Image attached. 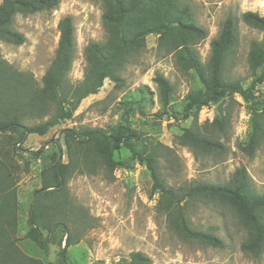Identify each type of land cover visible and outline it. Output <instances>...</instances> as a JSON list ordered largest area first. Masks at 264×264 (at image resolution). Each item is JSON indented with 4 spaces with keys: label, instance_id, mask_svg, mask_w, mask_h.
Instances as JSON below:
<instances>
[{
    "label": "trees",
    "instance_id": "16d2710c",
    "mask_svg": "<svg viewBox=\"0 0 264 264\" xmlns=\"http://www.w3.org/2000/svg\"><path fill=\"white\" fill-rule=\"evenodd\" d=\"M100 1L105 39L89 41L85 45L80 81L73 83L68 79L75 56L70 15L61 17L57 23L59 37L54 56L40 82L32 73L19 71L0 57V133L20 142L28 134L44 135L50 128L71 118L80 101L96 93L106 79L116 87L121 86V66L142 49L147 36L153 34L157 36L158 46L172 54L175 65L180 70L192 71L198 82L185 94L182 117H193L191 124L177 135L178 144L187 146L196 157L222 154L226 150L225 144L214 131L224 132L230 116L221 104L226 96L238 94L249 104V131L243 149L252 155L264 140V98L257 93V85L264 79V16L250 10L241 14L245 24L263 33L260 40L253 39L249 43L246 62L253 78L244 86L238 78H230L226 73L238 41L236 17L228 15L223 20L218 34L209 42V57L203 62L195 44L205 38L207 32L196 22L187 3L181 0ZM58 3L59 0H0V41L23 43L24 35L13 27L14 16L50 10ZM152 82L159 104L156 115L174 116L169 103L172 83L160 72L154 73ZM139 91L142 101L154 102L153 92L147 85ZM147 93L152 96L147 98ZM209 104H217V112L210 122L198 124L199 109ZM25 119L42 120L26 124ZM50 141H53L52 146L46 154L44 148L37 151L42 156L40 185L32 193L25 237L43 248L50 237L60 231L63 246L59 250V264H68L67 247L78 242L93 221L88 212L70 198L67 181L75 173L94 174L99 168L112 175L114 169L125 166L114 158V153L122 148L130 152L135 162L146 166L151 190L158 193L157 208L179 235L214 247L223 246L220 237L193 228L185 216L184 202L190 198H203L228 205L235 211L245 231L241 244L245 253L257 258L264 251V192L255 189L244 167L236 168L224 181L193 180L182 186L169 185L162 177L158 163L162 152H167L170 157V148L158 140H141V133L131 126L127 117L124 122L109 128L63 127ZM0 169V264H44L40 258L26 254L17 243V192L2 161ZM149 263L147 254L132 251L129 262L120 264Z\"/></svg>",
    "mask_w": 264,
    "mask_h": 264
},
{
    "label": "rangeland",
    "instance_id": "374dc122",
    "mask_svg": "<svg viewBox=\"0 0 264 264\" xmlns=\"http://www.w3.org/2000/svg\"><path fill=\"white\" fill-rule=\"evenodd\" d=\"M181 2L191 7L196 22L207 32L206 37L195 44L203 62L209 57L210 40L218 34L226 16L237 18L238 41L226 73L247 86L253 78L246 62L249 43L253 39L260 40L263 33L245 24L241 14L250 10L264 16V0ZM102 9L100 0H59L58 5L50 10L18 13L13 18V27L24 35L25 41L18 45L0 41V57L17 70L32 73L40 82L54 56L59 37L57 23L61 17L70 15L74 26L75 56L68 79L78 82L83 77L85 45L89 41L105 39ZM155 72L162 73L173 85L169 103L174 116L156 115L159 104L152 82ZM119 74L123 80L121 86L116 87L106 79L96 93L80 101L71 118L50 128L44 135L28 134L20 142L0 133V161L10 172L19 203L17 243L26 254L40 258L44 264H59L62 233L56 231L50 241L39 248L25 237L27 214L33 190L40 185L42 156L37 151L44 148L46 154L50 150L48 147L52 146L50 140L56 138L63 127L109 128L124 122L127 117L131 126L141 133V140H158L170 148V157L167 152H162L158 163L162 177L169 185L182 186L193 180L224 181L236 168L244 167L255 189L264 192V140L252 155L243 149L251 114L249 104L240 95L224 98L221 105L229 112V125L220 134L214 131L224 142L226 150L222 154L196 157L187 146L177 142L181 129L192 122V115L182 117L185 94L198 85L192 71L180 70L172 54L158 46L157 36L150 34L145 46L121 66ZM146 85L153 92L154 102L141 100L139 90ZM257 93L264 98V79L257 85ZM146 96L152 95L147 93ZM126 101L128 105L124 104ZM211 105L209 109H199L198 124L213 119L218 106ZM207 110L212 114L211 119L205 115ZM41 120L25 119L23 122ZM137 145L140 147L141 141ZM114 158L125 166L114 169L112 175L99 168L94 174L75 173L67 181L70 198L93 219L92 226L82 233L79 241L67 247L68 264L127 263L132 251L147 254L149 264H264V251L255 258L242 250L245 231L231 207L203 198L187 199L183 206L190 225L213 232L223 240V246L214 247L183 237L172 229L166 215L157 208L158 193L151 190L146 166L135 162L125 148L116 151Z\"/></svg>",
    "mask_w": 264,
    "mask_h": 264
},
{
    "label": "built area",
    "instance_id": "2783aa9c",
    "mask_svg": "<svg viewBox=\"0 0 264 264\" xmlns=\"http://www.w3.org/2000/svg\"><path fill=\"white\" fill-rule=\"evenodd\" d=\"M212 105L211 104H209V105H206V106H203L202 108L203 109H209L210 107H211ZM205 115H206V117L208 118V119H211V117H212V114H211V112H209V110H207V112H205Z\"/></svg>",
    "mask_w": 264,
    "mask_h": 264
}]
</instances>
